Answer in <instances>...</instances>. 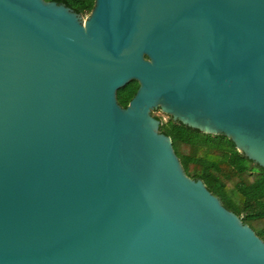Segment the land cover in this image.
Wrapping results in <instances>:
<instances>
[{
    "label": "water",
    "instance_id": "water-1",
    "mask_svg": "<svg viewBox=\"0 0 264 264\" xmlns=\"http://www.w3.org/2000/svg\"><path fill=\"white\" fill-rule=\"evenodd\" d=\"M157 108L264 168V0H0V264H264Z\"/></svg>",
    "mask_w": 264,
    "mask_h": 264
},
{
    "label": "trees",
    "instance_id": "trees-1",
    "mask_svg": "<svg viewBox=\"0 0 264 264\" xmlns=\"http://www.w3.org/2000/svg\"><path fill=\"white\" fill-rule=\"evenodd\" d=\"M47 1L64 4L83 16L90 13L94 3V0ZM137 87V81L131 80L117 90V101L122 107L128 104ZM159 131L171 138L185 173L201 179L224 207L264 239V168L239 152L228 137L203 133L169 115L166 121L160 120Z\"/></svg>",
    "mask_w": 264,
    "mask_h": 264
},
{
    "label": "rangeland",
    "instance_id": "rangeland-1",
    "mask_svg": "<svg viewBox=\"0 0 264 264\" xmlns=\"http://www.w3.org/2000/svg\"><path fill=\"white\" fill-rule=\"evenodd\" d=\"M151 114L153 116H156L158 118H160L161 121H166L168 119V115L163 113L160 109H154L152 110Z\"/></svg>",
    "mask_w": 264,
    "mask_h": 264
},
{
    "label": "flooded vegetation",
    "instance_id": "flooded-vegetation-1",
    "mask_svg": "<svg viewBox=\"0 0 264 264\" xmlns=\"http://www.w3.org/2000/svg\"><path fill=\"white\" fill-rule=\"evenodd\" d=\"M249 225V224H248ZM250 226V225H249ZM251 227V226H250ZM252 228V227H251ZM253 229V228H252ZM254 230V229H253ZM254 232H255V230H254ZM256 233V232H255Z\"/></svg>",
    "mask_w": 264,
    "mask_h": 264
}]
</instances>
